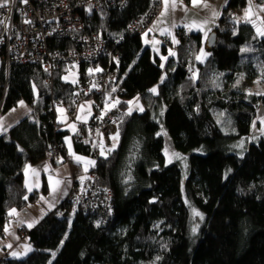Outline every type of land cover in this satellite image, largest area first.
Instances as JSON below:
<instances>
[{
  "label": "trees",
  "instance_id": "obj_1",
  "mask_svg": "<svg viewBox=\"0 0 264 264\" xmlns=\"http://www.w3.org/2000/svg\"><path fill=\"white\" fill-rule=\"evenodd\" d=\"M150 2L128 0L124 8L85 15L86 32L123 39L115 47L121 61L112 68L115 77L110 85V89L119 85L122 98L116 119L118 146L97 157L90 139L79 141L88 138L86 126L73 135L79 144L75 150L96 159L91 172L97 174L99 185L113 191L108 225L102 226L99 217L84 215L79 206L74 213L68 194L66 202L27 228L33 250L23 258H2L0 264H264V138L245 140L258 106L264 111V95L233 89L240 74L264 78V36L247 18L234 22V29L229 21L224 31L213 30L217 44L206 45L212 57L198 66L203 72L224 74L229 87L223 93L200 90L202 83L186 76L185 67L195 68L204 46L200 33H192L179 45L178 54L167 61V78L160 83L161 59L151 48L143 50V36L127 31ZM256 2L264 5V0ZM247 4V0H230L225 10L242 12ZM65 45L60 39L49 42L52 49ZM66 72L57 69L50 84L37 64L12 65L8 74L0 68L1 112L21 100L33 105L35 90L45 102L37 119L26 117L0 136V238L12 209L25 208L47 193L46 183L42 190L29 193L24 170L27 163L48 158V149L56 140L64 142L70 132L56 131L57 112L51 107L52 99L66 111L74 102V85L64 79ZM156 84L159 90L153 94L149 90ZM139 94L145 110L128 112L126 100ZM164 104L159 122L155 113ZM226 107L233 111V133H226L217 120L215 109ZM161 127L182 158L167 162ZM70 162L78 185L86 171Z\"/></svg>",
  "mask_w": 264,
  "mask_h": 264
},
{
  "label": "built area",
  "instance_id": "obj_2",
  "mask_svg": "<svg viewBox=\"0 0 264 264\" xmlns=\"http://www.w3.org/2000/svg\"><path fill=\"white\" fill-rule=\"evenodd\" d=\"M127 4L128 0H27V3L23 0H9L5 7L0 8V61L6 74L12 65L37 64L48 74L47 82L51 84L57 69L64 68L68 72L74 64L80 65L81 78L73 82L74 102L67 108V112L71 123L87 127L88 138L82 136L79 141L90 139L97 157L103 155V151L106 153L114 148L110 137L117 130L116 119L120 109L116 107L104 117H96L83 124L78 116L79 108L83 102L91 100L95 101V107L100 111L108 93L118 94L117 91H110L111 81L115 77L111 71L113 67L120 66L121 54L115 51V47L123 39L101 32H86L85 15L107 8L118 10ZM162 4L163 0H151L147 11L127 25L128 33L143 35L151 31ZM254 19L247 20L250 22ZM223 20L225 22L219 23V26L224 31L228 21L231 22L229 28L234 29V22L244 21L245 16L229 8L223 13ZM55 39L65 40V48L52 49L49 42ZM92 66H101L102 70L91 72ZM194 71L192 66L185 67L188 77ZM1 99L0 111L4 97ZM58 104L60 101L52 99L54 113ZM61 128L56 123V131ZM64 149L65 142L56 140L48 149L47 157L58 158ZM113 198V191L101 187L95 173L90 170L71 189L67 199L77 203L84 215L99 217L101 225L106 227L108 215L113 213ZM23 233L28 236L27 229Z\"/></svg>",
  "mask_w": 264,
  "mask_h": 264
},
{
  "label": "crops",
  "instance_id": "obj_3",
  "mask_svg": "<svg viewBox=\"0 0 264 264\" xmlns=\"http://www.w3.org/2000/svg\"><path fill=\"white\" fill-rule=\"evenodd\" d=\"M229 1L230 0H200L198 6H193L192 0H190L189 3L184 0H175L176 6L173 8L171 7L172 0H169V6L167 11H165L163 0L161 14L154 22L153 29L163 37H171L172 41L174 35L177 34L175 41H178V30L185 28L189 30L191 34L200 33L204 43L205 35L208 33L211 35L215 29L217 20ZM204 4H207V7L203 6ZM251 7L253 9L252 11L257 14V10L252 4ZM246 13H250V8H246ZM151 34L149 36H152ZM0 68H2L1 61ZM36 92L37 90H35V94ZM3 93L0 94V105ZM37 96H39L38 93L36 95V100ZM44 108L45 102L43 98L39 96L38 107L36 103L32 105L27 101L21 100L17 106L6 113L0 111V136L9 134L11 129L26 117L33 116L37 119L44 112ZM107 111L109 110L106 109V98L103 108L100 111L96 109L95 101L88 100L81 104L78 116L83 124H87L96 117H102ZM57 122L61 125L62 129L70 130L68 136L64 138V151L66 153H62L55 159L45 158L35 164L30 162L26 164L24 170L25 185L29 193L42 190L45 183L47 186V193L41 194L36 202L28 204L25 208H14L10 211L11 219L6 225L3 236L0 238V260L3 258L5 252H8V256L11 257L15 248H17L13 247V243L18 239L20 226L33 228L47 213L53 211L66 199L69 194L72 178L75 176L70 160H74L80 166V169L86 172L91 170V166H93L96 161L92 156L75 150L76 146L79 144L74 141L73 135L78 131V125L70 121L60 122L57 120ZM76 157H80L81 159L77 160ZM27 239L28 238H26L23 243L28 242Z\"/></svg>",
  "mask_w": 264,
  "mask_h": 264
},
{
  "label": "rangeland",
  "instance_id": "obj_4",
  "mask_svg": "<svg viewBox=\"0 0 264 264\" xmlns=\"http://www.w3.org/2000/svg\"><path fill=\"white\" fill-rule=\"evenodd\" d=\"M184 1L189 3L190 0H184ZM247 2H248L247 8H250V13H246V8L244 9V11H242L240 13H242L245 16V18H247V19L255 17V19L253 21L255 23H257V29H260V31H264V5L258 4L256 2V0H247ZM251 4L257 10V14L254 11H252L253 9L251 7ZM162 6H163V4H162ZM162 6H161V11H162ZM224 12H225V8L223 9L219 19L216 22V26H215V29L217 28L220 31H223V30H221L219 23L221 24V23L225 22L223 20V13ZM160 14H161V12H160ZM160 14L157 16V18L160 16ZM157 18L155 19V21L157 20ZM154 22H153V25H154ZM153 25L151 27L152 28L151 31L148 30L145 33H143V35H140V36H143V50H145L146 48H151L153 54L158 56L161 59L163 74H162L160 83H162L167 78L166 64H167L168 59L170 57H175L178 54L179 45L184 41H188V39L191 36V32L189 30H186L185 28H181L178 30V32H179L178 38H177L178 41H175V37L177 34L174 35L173 41H172V38L169 36L163 37V36L159 35V33L153 29ZM151 32H152V34H151ZM150 34L152 36H149ZM188 35H189V38H188ZM209 37H210L209 33L205 35L204 43H203L204 47L202 46V48L199 51L197 58H196L197 63H195V71L191 77L187 76V78L192 80L194 83H198V82L202 83L200 90H202V89H205L206 91L209 90L213 93L215 92V94L223 93L229 87V83L227 82L226 77H224V74L217 72V71L216 72L212 71L211 69L209 71L203 72L202 71L203 68L198 66V63H202L203 65H206L208 63L209 59L212 57V52L207 50V48H206V44L208 42ZM163 40L165 41V43ZM202 40H203V38H202ZM174 44H176L177 46ZM163 45L166 47L165 50H163ZM249 51L252 52L251 49ZM172 53H175V55H172ZM259 63L260 62H257V66L259 65ZM100 70H102L101 66H98V67L92 66L90 69L91 72H96V71H100ZM258 72H259V70H258ZM80 78H81V76H80V65L79 64H74L72 70L66 72V74L64 75V79L68 82H77L80 80ZM235 83H237V84L234 86L233 89L238 91V92L241 91L244 93H250V94L253 93V94H257V95H264V78L262 77V75L260 76V74L259 75L249 74L248 76H246V74H240L237 78V82H235ZM158 84L151 87L149 91L153 94H157V92L159 90ZM118 86L115 87L116 90L110 89V91L111 92L118 91V89H117ZM230 88H231V86H230ZM153 89H155V91H153ZM36 95H37V92H36ZM121 99L122 98L119 94L113 95L112 93H108L107 97H106V109L109 111H107L102 117H104L109 112L116 109V107H118V105L120 104ZM126 102L128 104V109H127L128 112H131V113L132 112H143L145 110V104H144V99H143L142 94L136 95V96L126 100ZM34 103H36V105L38 107L39 96H37V100ZM164 110H165V104L162 107V109H160V111L155 113V117L159 122H161L160 116ZM215 111H217V113H216V115L218 117L217 120H218V123L220 124L221 128L226 133H233V132H231V131H234L233 111L230 110L228 107L223 108L222 110H220V109L216 110L215 109ZM56 112H57V120L58 121H60V122L69 121L70 115L66 111V106L58 104L56 106ZM212 112H213V110H212ZM253 123H254L253 129L251 131V134L248 137H246V139H245L246 141H249V140L257 141L258 139H260L262 137L264 138V111L260 107V105L258 106L257 116H256ZM116 125L118 128L117 122H116ZM235 131H236V127H235ZM161 132H162V134H164L165 139H166L165 154H166L167 162L171 163L172 160L182 158L181 155L174 148L172 142L169 140V137H168L166 130L161 127ZM113 137H116V139H113ZM110 138H111V141L113 143V147L114 148L117 147L119 144V141H120L119 128L111 135ZM244 143L245 142L243 139L241 144L243 145ZM104 153L105 152H103L102 154H104ZM183 156L188 157V155H183ZM95 175L97 177V174H95ZM76 182H77V180L75 178H72L69 192L71 191L72 188H74L76 186ZM97 182H98V178H97ZM64 201L66 202V200H64ZM68 203L73 205V207H74L73 212L75 213L76 208L78 210V204L75 202H70V201H68ZM55 209H57V207ZM197 212L198 211H196V210L193 211L194 215L199 218V215H196ZM196 226H197V223H195L193 225L192 233L195 232ZM19 229H22V230H20L21 233L19 232V234H18L17 241H15L13 243V247H17V248H15L14 252L11 254V257H13V258H23L33 250V247L29 243L28 239H27L28 242L23 243V241L26 238H28L26 236V234L23 233V231L26 230L27 227L20 226ZM8 255H9L8 252H5V254L3 255V259L9 257Z\"/></svg>",
  "mask_w": 264,
  "mask_h": 264
},
{
  "label": "snow or ice",
  "instance_id": "obj_5",
  "mask_svg": "<svg viewBox=\"0 0 264 264\" xmlns=\"http://www.w3.org/2000/svg\"><path fill=\"white\" fill-rule=\"evenodd\" d=\"M8 2H9V0H0V8L5 7ZM23 2L27 3V0H23ZM199 2H200V0H192L193 6H198ZM164 4H165V11H167V8L169 6V0H164ZM175 6H176L175 0H172L171 7L175 8ZM203 6L207 7V4H204ZM214 15H215V13H214ZM0 23H2V21H0ZM257 32H258L259 35L264 36V31H260V29H257ZM245 51H247V49H245ZM172 55H175V53H172ZM153 91H155V89H153ZM113 139H116V137H113ZM76 159L80 160L81 158L80 157H76ZM92 163H94V162H92ZM196 215H200V213L197 212Z\"/></svg>",
  "mask_w": 264,
  "mask_h": 264
},
{
  "label": "water",
  "instance_id": "obj_6",
  "mask_svg": "<svg viewBox=\"0 0 264 264\" xmlns=\"http://www.w3.org/2000/svg\"><path fill=\"white\" fill-rule=\"evenodd\" d=\"M216 44H217V34L213 33V34L210 35L206 45L209 48H214L216 46Z\"/></svg>",
  "mask_w": 264,
  "mask_h": 264
},
{
  "label": "clouds",
  "instance_id": "obj_7",
  "mask_svg": "<svg viewBox=\"0 0 264 264\" xmlns=\"http://www.w3.org/2000/svg\"><path fill=\"white\" fill-rule=\"evenodd\" d=\"M56 119H57V115H56ZM56 123H58L57 120H56ZM58 124H59V123H58ZM64 150H65V149H64ZM61 154H62V153H61ZM27 237H28V236H27Z\"/></svg>",
  "mask_w": 264,
  "mask_h": 264
}]
</instances>
